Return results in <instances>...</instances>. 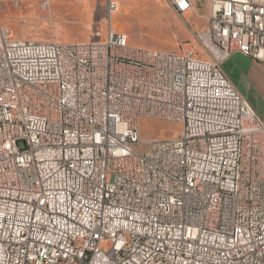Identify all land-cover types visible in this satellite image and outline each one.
I'll use <instances>...</instances> for the list:
<instances>
[{
    "label": "built area",
    "instance_id": "2783aa9c",
    "mask_svg": "<svg viewBox=\"0 0 264 264\" xmlns=\"http://www.w3.org/2000/svg\"><path fill=\"white\" fill-rule=\"evenodd\" d=\"M167 1L209 3V57L0 19V264H264V120L222 68L264 64V0ZM143 118L183 128L147 140Z\"/></svg>",
    "mask_w": 264,
    "mask_h": 264
},
{
    "label": "rangeland",
    "instance_id": "374dc122",
    "mask_svg": "<svg viewBox=\"0 0 264 264\" xmlns=\"http://www.w3.org/2000/svg\"><path fill=\"white\" fill-rule=\"evenodd\" d=\"M70 1L50 0L48 7H43L41 0H0V19L13 38L77 42L92 38L97 31L106 34L116 28L126 32L131 42L150 48L175 49L184 44L200 45V30L196 27H203L205 22L202 26H193L191 21L185 22L179 14L167 10L168 22L162 25L158 22L155 8V4L162 0H152L153 8L151 0H116L119 9L114 13L109 5L111 0ZM200 8V12L204 13L205 8ZM262 70L264 68L256 65L243 72L246 98L259 108H264ZM140 126L141 135L147 140L174 138L183 128L182 123L177 121L146 118L140 119Z\"/></svg>",
    "mask_w": 264,
    "mask_h": 264
},
{
    "label": "crops",
    "instance_id": "0c3cea01",
    "mask_svg": "<svg viewBox=\"0 0 264 264\" xmlns=\"http://www.w3.org/2000/svg\"><path fill=\"white\" fill-rule=\"evenodd\" d=\"M63 1H68V0H63ZM71 1H76V0H71ZM70 1V2H71ZM79 1V0H78ZM116 3V8L112 9V13L118 11L119 9V4L116 0H112ZM118 1H122V0H118ZM123 1H128V0H123ZM137 1V0H134ZM152 3V8H153V1L151 0ZM200 7H204L205 8V12L201 13L200 12ZM155 8H157V16H158V22L161 23L162 25H166L167 24V19H166V12L167 10H172L175 14L177 13L167 2V0H162L161 2L158 1L155 4ZM178 14V13H177ZM210 6L209 3L206 2L204 4H201V6H195L194 8L190 9L189 11H187L186 13H184L183 15H179L185 22H189L191 21V24H193V26H202V24L204 23L205 25L201 28H197L198 30H203L205 29L208 24H209V19H210ZM118 16V15H117ZM113 27V26H112ZM115 31H120L116 28H112ZM124 32V31H121ZM126 33V32H125ZM90 39V38H89ZM88 39H84V40H79V41H85ZM59 41V40H58ZM130 43L132 45L135 46H140V47H145V48H150V47H146L144 45H140L138 43H133L130 41ZM187 47H194L196 48L200 54L202 56H208L206 51L201 48V46H196V45H191V44H184L181 47H176L175 49H158V48H150L153 50H164V51H180L183 50ZM248 66H247V65ZM256 65H260V67L264 68V64L255 61L254 59H252L251 57L243 54L242 52L238 51V50H234V52L232 53V55L230 56L229 59H227L226 61H224L222 63V68L224 69V71L226 72V74L229 76V78L233 81V83L235 84V86L237 87V89L245 96L247 97L246 93H247V87L245 85V82L243 81V79L245 78L243 75V72L245 71V69L247 70L248 67H256ZM264 74V71L262 70V72L260 73V75L262 76ZM264 77V76H262ZM248 101L250 102V100L248 99ZM251 103V102H250ZM252 104V103H251ZM252 106L255 108V110L257 111V113L261 116V118L264 120V108H259L256 107L255 105L252 104ZM180 133V132H179ZM178 133V135H179Z\"/></svg>",
    "mask_w": 264,
    "mask_h": 264
}]
</instances>
